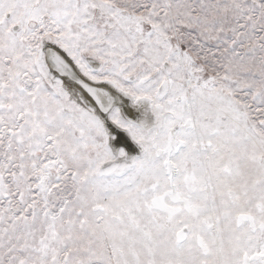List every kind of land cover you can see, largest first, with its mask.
<instances>
[{
    "label": "snow or ice",
    "instance_id": "obj_1",
    "mask_svg": "<svg viewBox=\"0 0 264 264\" xmlns=\"http://www.w3.org/2000/svg\"><path fill=\"white\" fill-rule=\"evenodd\" d=\"M0 264H264V0H0Z\"/></svg>",
    "mask_w": 264,
    "mask_h": 264
}]
</instances>
